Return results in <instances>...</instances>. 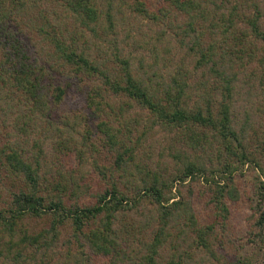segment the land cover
Segmentation results:
<instances>
[{
  "label": "trees",
  "instance_id": "obj_1",
  "mask_svg": "<svg viewBox=\"0 0 264 264\" xmlns=\"http://www.w3.org/2000/svg\"><path fill=\"white\" fill-rule=\"evenodd\" d=\"M119 3L0 0V169L4 176L14 175L21 182L15 190L10 189L6 206L0 207V264H70L76 255L82 258L80 264H91L89 258L93 256L105 257L111 264H208L230 257V252H221V237L227 231L229 202L240 194L233 175L238 163L251 160L247 129L252 120L249 112L241 124L232 118L230 105L235 88L231 82L237 71L231 59L233 55L248 61L258 58L256 62L262 63L264 76V48L259 53L255 48L258 41L264 44V0H158L155 13L149 12L147 0L131 2L132 12L164 21L180 49L193 55L194 68L208 66L220 82L214 80L212 86L204 82L197 87L178 73L171 76L170 82L133 73L130 59L134 55L123 51L115 32L116 20L122 13ZM110 33L113 35L108 55L114 66L102 60L107 53L102 45L103 35ZM102 49L105 51L101 56ZM60 69L98 76L109 93L125 96L149 114L138 134L128 127L123 116L118 124L107 118L96 122L100 142L115 156L108 185L97 191L96 199L89 204L79 200L67 204L64 185L58 187V181L54 187L63 190L47 193V186H41L47 177L39 170L40 156H33L32 161L28 151L18 146L19 135L29 136L20 128L21 119L38 118L42 122L39 113L50 108L51 102L44 80ZM186 70L185 77L189 73ZM58 84L53 88L56 100L64 92ZM217 93L221 100L215 114L212 106ZM107 98L108 94L106 100L89 96L98 116L103 113L100 104L112 107ZM7 110L11 126L5 131L9 122L3 112ZM45 122V127L51 123ZM158 126L187 137L185 142L192 148H206L210 142L207 128L213 132L212 138L219 139L217 156L225 154L218 161L221 166L210 167V176L204 177L211 194L207 222L198 219L193 205L180 197L178 189L179 198L171 200L175 183L184 184L187 178L205 175L204 161L188 160L185 154L181 158L177 148L172 154L180 157L182 164L176 163L174 170L159 159L154 161L150 150L143 152L149 163L143 156L139 158L140 143ZM89 144L94 150V143ZM74 150L82 156L81 149ZM84 188L75 180L71 182L76 197L84 194ZM256 194L254 209L258 215L253 223L255 230L250 231L251 243L258 251H264V182L256 186ZM148 204L153 207L149 217L154 223L149 231L148 222L140 227L128 218L131 212L139 213V208ZM30 218L47 219L49 226L31 229L25 225ZM67 229L74 240L69 245L76 243L79 249L65 243V250L57 248L61 233ZM217 245L221 251L216 250ZM243 247L237 249L238 255H233L234 264L253 263L250 256L241 254Z\"/></svg>",
  "mask_w": 264,
  "mask_h": 264
},
{
  "label": "rangeland",
  "instance_id": "obj_2",
  "mask_svg": "<svg viewBox=\"0 0 264 264\" xmlns=\"http://www.w3.org/2000/svg\"><path fill=\"white\" fill-rule=\"evenodd\" d=\"M147 1L149 12L155 13L158 0ZM117 2L119 3V0ZM131 2L133 0H120L119 4L122 6V13L118 15L116 20L115 32L117 33V38L121 41L119 45L125 48L123 51L127 53L131 51L134 55L130 59L134 74L153 77L154 80L162 82H170L171 76L178 73L180 78L188 79V82L196 87L202 86L204 82L207 83V86H212L211 84L214 83V80L219 82L214 76L215 74L213 75L208 71V66H197L194 68L193 55H188L184 49H180L179 44L172 38V35H169V31L172 30L164 21H162L163 23L157 22L148 15L132 12ZM112 35V33L103 35L105 40L102 45L107 50V53H105L102 60H107L110 65L114 66L112 57L109 56L111 53L110 49H108ZM255 48L257 53L261 50L263 52L264 44L258 41L255 43ZM104 51V49L101 50V56ZM243 58V60H240L233 55L231 59L237 73L234 76L235 80L231 82L235 90L232 95L230 111L232 118L234 119L235 117L238 124H241L248 112L251 115V127L247 129V137L249 139V142L247 141V149L250 152L249 157L251 160L247 159L244 163H238L239 167L233 175L240 194L237 200L229 202L230 214L227 231L221 237L222 251L217 248L218 245L216 246V250L221 251L223 254L229 255L230 252V257L227 260L221 259L220 262L208 264H234L233 255H238L237 249L241 245H244L240 249L241 254L250 256L252 264H262L264 260V251H258L254 247V244L251 243L253 236L250 235V231L254 232L255 230L253 223L258 215L257 210L254 209L258 201L256 186L264 182V76L261 69L263 65L260 61L256 62L258 58L252 61H248L246 57ZM186 68L189 73H186L187 76L185 77ZM52 73V75L50 73L46 75L44 80L46 94L51 101L50 108L43 113H39L42 122L38 118L30 121L21 119L20 128L22 131H27L29 136H26V134L19 135L18 146L28 151L32 161L33 156H40L39 170L45 172L47 177L46 182L43 181L41 186H47L45 188L47 193H60L63 189L60 190L58 187L64 185L67 204L78 200L79 203L89 204L96 199L95 193L108 185V181H110L112 176L110 173L113 172L112 164L115 156L114 151H111L100 142L99 133L98 131L96 132L95 128L96 122L100 118H107L114 124H118L117 120H120L121 116H123L128 123V127L133 132L137 131L136 133L138 134L140 129L146 124L149 114L146 109L128 100L125 96L109 93L110 91L107 90V87L103 85L102 79L98 76H90L86 72H77L75 74L71 70L66 72L61 69ZM227 73L230 74V71H227ZM152 74L154 75L152 76ZM58 82H60L58 85L64 88V92L61 98L56 100L53 97L55 93L53 88ZM107 94V102H110L112 107H108L107 103L106 105L100 104L106 116L103 113H100L102 116H98L99 111L94 110L90 105L89 96L95 95V99L99 100V97H103L106 100ZM193 95H195V92ZM214 97L215 103L212 106V112L217 114L219 111L218 101L221 100V95L217 93ZM120 107L122 108V114L119 110ZM3 114L6 121L9 122L10 114L8 110L4 111ZM0 116H2L1 111ZM44 119L51 122L46 127L45 123L47 122ZM9 126H11V122L6 126L5 131H8ZM205 130L209 134L210 140L205 149L199 146L192 148L188 142H185L187 137L182 136L175 130L168 132L163 127L158 126L153 129L152 135L144 137L138 150L140 159L144 155L143 152L150 150L151 158L154 161L159 159L166 163L170 170L176 168V163L182 164V161L179 160L180 157L175 158L173 156L174 148L181 151V158L185 154L188 160L204 161L206 163L204 176L201 175L195 179L187 178L184 184L175 183L172 189L174 195L171 199L179 198L176 193L178 189L181 194L180 197L185 200L189 199L188 202L193 205L194 212L202 222H207L211 213V204L209 202L211 194L209 184H207L204 177L210 176V167L221 166L218 161L223 159L225 155L217 156L221 147L220 141L218 138H212L211 133L213 132L208 128ZM1 140H4V138H1ZM82 141L86 142L82 143ZM90 141L94 143V150H91ZM37 148L38 151H36ZM75 148L82 150V156L79 157V153L74 150ZM221 151L224 153L223 150ZM142 159L149 163L146 156H143ZM73 180L82 185V187L85 186L84 194L81 197H76L72 192L71 182ZM56 181H58L57 188L54 187ZM20 184V180L15 178L14 175L4 176V172L0 169V207H5L8 203L10 189L15 190ZM150 208L153 207L148 204L145 208H139V213L130 211L131 214L128 216L130 222H136L140 227L145 222H148L150 227L147 228V231H149L154 224L149 217ZM25 225L31 229L39 230L48 227L49 222L44 218H30L25 220ZM72 241L74 240L71 236V230H63L57 248L63 251L65 246L68 245L73 249H79L76 243L69 245ZM63 243H65V246H63ZM84 252H87L88 256H90L88 250L84 249ZM75 257L76 259H72L70 264L81 263L82 258H77V255ZM89 260L91 264H111L105 257L100 256H93ZM201 264L207 263L202 262Z\"/></svg>",
  "mask_w": 264,
  "mask_h": 264
}]
</instances>
